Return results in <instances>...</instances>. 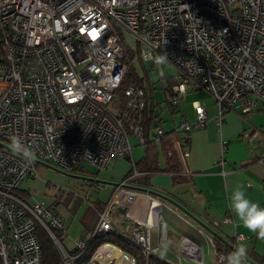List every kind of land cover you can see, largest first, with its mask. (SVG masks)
I'll return each instance as SVG.
<instances>
[{"label":"built area","instance_id":"2783aa9c","mask_svg":"<svg viewBox=\"0 0 264 264\" xmlns=\"http://www.w3.org/2000/svg\"><path fill=\"white\" fill-rule=\"evenodd\" d=\"M125 33L139 46L140 60L165 59L176 70L167 110L181 130L180 156H188L191 131L208 119L198 103L194 118H183L185 94H210L220 124L239 101L244 112L259 103L264 114V0H0V264H41L38 227L64 264H75L88 250L94 234L76 240L77 255L71 256L60 240L65 228L56 206L23 201L12 191L40 167L72 170L88 163L101 170L131 155L134 145L144 146V90L127 87L122 108L113 101L127 70ZM164 133L155 125L150 139L159 142ZM15 138L22 141L21 153L12 150ZM129 178L98 211L95 231H116L120 209L134 224L127 238L145 256L156 255L149 226L160 227L163 241L160 202L147 189L126 188ZM234 240L244 236L236 233ZM234 244L224 247L233 251ZM105 245L115 246L101 244L80 264H118L116 256L99 257ZM195 247L184 259L206 264ZM212 247L215 264H227L225 253Z\"/></svg>","mask_w":264,"mask_h":264},{"label":"crops","instance_id":"0c3cea01","mask_svg":"<svg viewBox=\"0 0 264 264\" xmlns=\"http://www.w3.org/2000/svg\"><path fill=\"white\" fill-rule=\"evenodd\" d=\"M201 94L192 100L189 112L182 110L179 104V110L186 120H191L195 116L192 109L194 103L203 105L208 112L205 125L191 131L189 154L186 157L180 156L182 171L179 175L175 174L174 179L171 173H154L149 175L148 185L129 188L127 184L130 182H127L126 188L147 189L160 202V221L164 224L162 237L168 242L169 236H172L174 240L169 242V249L163 258H161V253L156 251L155 256L165 262L195 264L189 258L184 259L187 256L186 252L191 249L194 252L196 248L194 245L199 248L201 257L208 260L206 257L210 250L214 256L213 241L220 242L223 247L225 243L234 244L236 233L244 236V240L237 241L234 245L236 247L245 246L248 258L259 262L264 256V240L258 239L255 234L243 227L229 207L228 195L229 188L243 185L248 197L264 206L262 189L264 182V114L261 105L257 103L252 111L244 112L243 102H236L222 114L220 124L214 99L207 92L203 96ZM160 120L164 131L174 130L175 121L173 119L165 123L160 116ZM167 124L168 127H166ZM144 154V147L134 145L131 155L121 157L128 158L134 165L144 157ZM40 168L43 169L39 171L44 172V167ZM23 187L26 188L24 190L34 193L28 194L30 203L40 201L47 206H56L57 212L63 217L65 232L60 239L67 250L72 249L74 242L86 234L81 219L90 204L95 206L97 215V211L103 209L110 199L104 201L88 191L79 196L77 200L79 208L73 213L69 209L75 202V198H72L69 204H64L63 200L66 195L59 198L52 197L53 195L48 193L39 194L40 189L36 178L23 182ZM94 188L92 189L95 193L102 190L98 189L95 184ZM92 189L90 187L89 190ZM55 201L59 203L56 204ZM150 206L154 207V204ZM163 207H166L171 214L162 217ZM119 210L116 209L114 214L116 232L121 234L123 230L126 234L123 236L127 237L133 231L134 224L124 217L122 210ZM225 218L230 221L224 222ZM73 224L77 226L74 227L73 234L69 235L68 231ZM160 231V227L156 226L150 229V241L153 248L158 249L162 242L159 239ZM189 243L192 245L191 248ZM115 247L126 253L118 246L115 245ZM247 264L252 263L247 262Z\"/></svg>","mask_w":264,"mask_h":264},{"label":"trees","instance_id":"16d2710c","mask_svg":"<svg viewBox=\"0 0 264 264\" xmlns=\"http://www.w3.org/2000/svg\"><path fill=\"white\" fill-rule=\"evenodd\" d=\"M125 51L127 54V60H125L127 64V70L123 76L121 83L114 91V106L117 108H122L125 102V89L129 86H137L142 88L145 93L146 114L145 144L143 146L145 152L144 157L140 161L134 163L133 168L122 178V180L130 177L128 179V182L136 183V186L140 187L141 185H148L149 175L154 173H171L174 175L175 179V174L178 176L179 173L182 171L180 152L177 147V142L181 141V130L179 128H175V130L165 131L163 137L159 142H155L150 139V134L154 126L162 124V121L160 120V115H155V104L152 101V92L154 89V84L150 81L147 73H145L143 77H140L134 69L132 63L133 61H138L142 65L145 62L140 60L139 46L136 45L135 50H132L127 47ZM166 85V87L165 85H162V87L168 108L169 100L167 98L173 95V91L171 89V80L169 78L166 79ZM169 116L172 119V116L174 115L169 114ZM72 170H80L84 172L82 165H77L73 167ZM135 171L138 174L132 176L133 172ZM141 177H145V179L143 180L145 182L142 183L139 180H137L138 182H134L135 179ZM88 184L91 188H94L93 180H89ZM24 189L26 188H24L23 184H21L18 189L14 190V194L20 197L21 199L28 201V194H31V191ZM79 196L80 195L73 197L71 194H66V198L63 200L64 204H69L72 198H75V202L70 207L69 211L71 210L73 213H75L76 210L79 208V202L77 201ZM55 203L57 204L59 202L55 201ZM97 221L98 211L96 215L95 206L93 204H90L89 208L85 211L81 219V224L83 226L84 232L86 233L82 237H85L87 234H94L93 238L88 244V250L91 249V252L87 255V250L86 253L76 259L75 264H80L82 261L87 260L93 255L96 248L105 242L116 245L121 248L124 252L131 255L134 258V264H169L155 255H150L148 257L145 256L143 253V249L141 247H138L132 239L127 238L116 231H110L106 233L95 231ZM36 238L41 250V264H64L62 257L58 249L56 248V245L52 242L51 238L44 229L40 227L37 228ZM213 246L216 251L224 252L226 257H228V255L232 252L231 247H223L220 245V242L218 243V241H213ZM65 250L71 256L77 255V251L74 249V247L70 250ZM247 260L252 264H264V256H262L259 262H256L253 259L251 261L249 258Z\"/></svg>","mask_w":264,"mask_h":264},{"label":"rangeland","instance_id":"374dc122","mask_svg":"<svg viewBox=\"0 0 264 264\" xmlns=\"http://www.w3.org/2000/svg\"><path fill=\"white\" fill-rule=\"evenodd\" d=\"M124 40L125 44L132 50H135L136 43L132 37H130L128 34H124ZM158 58V57H157ZM133 66L136 71V73L143 77L145 73L148 74L150 81L154 84V89L152 92L153 96V103L155 104V115H160L165 123H168L171 119L168 115L167 110V104H166V98L163 93V87L162 85H166V79L169 78L171 80V85L175 83V75L176 70L175 68L167 62L165 59H162L161 62L156 63L153 60L145 61L142 64L138 61H133ZM202 93V94H201ZM206 92L203 90H197L192 91L184 95L183 99L180 102V108L182 110H186L187 112L191 109V102L195 97H198L200 94L203 96ZM149 95V93H148ZM169 101L171 97L167 98ZM169 125L167 124L166 127ZM140 146V145H137ZM143 147V146H142ZM55 168V167H53ZM83 171L80 170H63L58 167H56V171L52 168H45L44 172H40L38 169V175L35 177L36 181L39 184V194L44 195L43 193H48L50 195H55V197H61L66 194H71L73 197L77 195H81L84 193H89L93 196H98L104 201H107L110 196L113 194V192L116 189L117 185H120L122 183V178L130 171L131 168H133L132 162L125 157H117L115 159H112L108 165L102 169L98 170L97 168L91 166L88 163L82 164ZM86 171V172H85ZM135 172H133L132 176H134ZM145 177H141L138 179H135L134 182H138L137 180L141 181L142 183ZM28 179V181H30ZM86 180V181H85ZM93 180L100 182L99 184L102 185V190H99L98 193H95V190H89L90 185L87 184V181ZM31 184V183H30ZM127 187H139L136 186V183L133 184H127ZM33 193V191H31ZM34 194V193H33ZM30 202V201H29ZM119 210V209H118ZM121 211V210H119ZM123 214L124 212L121 211ZM122 214V215H123ZM170 211L163 207L161 216L166 217L168 216ZM115 216V215H114ZM115 218V217H114ZM77 226V224H73L70 228L69 235L73 234L74 227ZM153 232H155L153 230ZM67 238V237H66ZM173 237L169 236V242H172ZM65 244V242H63ZM103 254H106L109 250V247L102 248ZM118 250V249H117ZM91 252V249L88 250L87 255ZM127 255V254H126ZM208 260L205 259L206 264H214L215 258L213 256L212 250H210L208 256L206 257ZM120 259L124 264L128 263L127 259H130L129 256L123 257L120 256ZM184 264H187L184 263ZM190 264V262H188Z\"/></svg>","mask_w":264,"mask_h":264},{"label":"clouds","instance_id":"9594fccd","mask_svg":"<svg viewBox=\"0 0 264 264\" xmlns=\"http://www.w3.org/2000/svg\"><path fill=\"white\" fill-rule=\"evenodd\" d=\"M22 141L15 138L12 141V150L21 153ZM229 207L238 218L244 228L255 234L258 239L264 240V206L251 200L243 185H236L229 188ZM149 227H155L150 225ZM169 242L164 240L159 245L157 251L161 253V258L167 253ZM248 251L243 245L237 246L227 257V264H247ZM223 264V261H222Z\"/></svg>","mask_w":264,"mask_h":264},{"label":"bare ground","instance_id":"6f19581e","mask_svg":"<svg viewBox=\"0 0 264 264\" xmlns=\"http://www.w3.org/2000/svg\"><path fill=\"white\" fill-rule=\"evenodd\" d=\"M18 189V188H17ZM16 190V189H15ZM12 193L14 194V190L12 191ZM15 195V194H14ZM16 196V195H15ZM16 197H18V196H16ZM18 198H20V197H18ZM21 199V198H20ZM21 200H23V199H21ZM23 201H26V200H23ZM190 244V248L192 247V245H191V243H189ZM105 246H107V247H109V250H108V252L106 253V254H101L99 257L101 258V259H103V258H105V257H112V256H116L117 258H118V264H124L123 262H122V260L120 259V256L122 255L123 257H127V255L125 254V253H123V252H121L118 248H116L115 246H110V245H105ZM195 247V246H194ZM104 248H106V247H103V249ZM118 249V250H117ZM187 249V248H186ZM192 250V249H191ZM195 250H196V248H195ZM194 250V251H195ZM128 260V263H126V264H129V260L130 259H127Z\"/></svg>","mask_w":264,"mask_h":264},{"label":"water","instance_id":"95a60500","mask_svg":"<svg viewBox=\"0 0 264 264\" xmlns=\"http://www.w3.org/2000/svg\"><path fill=\"white\" fill-rule=\"evenodd\" d=\"M125 254L129 255L128 253H125Z\"/></svg>","mask_w":264,"mask_h":264}]
</instances>
